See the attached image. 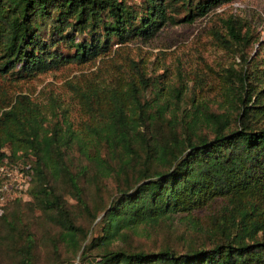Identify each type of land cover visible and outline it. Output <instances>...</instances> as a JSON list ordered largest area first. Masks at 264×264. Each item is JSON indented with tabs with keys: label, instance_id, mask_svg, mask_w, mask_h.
<instances>
[{
	"label": "trees",
	"instance_id": "trees-1",
	"mask_svg": "<svg viewBox=\"0 0 264 264\" xmlns=\"http://www.w3.org/2000/svg\"><path fill=\"white\" fill-rule=\"evenodd\" d=\"M228 1L0 0V162L33 170L30 197L0 211L14 230L0 231V246L9 245L17 264H36L35 232L29 219L15 227L13 211L30 203L54 228L53 249L66 250L59 264H264V70L243 56L252 34L237 19L224 21L222 35L244 62L225 69L226 107L193 95L190 106L183 96L172 100L132 60L96 83L72 85L88 116L78 127L65 111L48 115L26 92L4 88L69 63L103 61L114 45L148 40ZM212 204L202 225L197 211ZM82 212L88 224L77 220ZM175 216L194 235L180 247L130 244L140 227L170 226Z\"/></svg>",
	"mask_w": 264,
	"mask_h": 264
},
{
	"label": "rangeland",
	"instance_id": "rangeland-1",
	"mask_svg": "<svg viewBox=\"0 0 264 264\" xmlns=\"http://www.w3.org/2000/svg\"><path fill=\"white\" fill-rule=\"evenodd\" d=\"M229 17L238 20L242 31L247 28L252 34L243 56L254 59V66L264 70V0H230L212 7L192 22L167 23L148 40L135 38L120 46L114 45L115 51L103 61L96 59L85 63H69L30 79L7 84L4 88L12 96L26 92L46 108L48 115L53 112L59 118L65 111L72 125L78 127L88 116L81 99L73 93L72 85L77 83L83 87L91 81L96 83L98 75L108 69L121 72L123 68L130 67L132 60L154 77L157 87L160 86L162 92L172 100L183 96L184 103L190 106V96L193 95L196 103L226 107L222 99V85L227 74L225 69H239L244 64L241 51L229 48L223 38L227 36L224 21ZM185 85L189 88H184ZM75 155L73 151L69 154L77 162L79 158ZM56 184L60 190L63 189V181H56ZM92 191L94 193V187ZM89 196L92 197V193ZM29 197L27 193L24 199ZM70 201L73 200L70 198ZM31 208L33 205L30 203L25 207L19 205L13 210L19 211L20 219L16 221L15 227L29 219L37 241L36 264H59L66 256V250L63 246L58 251L53 249L50 238L54 228L44 213L41 214L38 209L31 212ZM213 211V204L197 211L202 225H205L208 214ZM77 220L88 224L89 217L82 212L77 215ZM190 227L192 225L185 218L175 216L170 226L140 227L139 233L132 234L130 244L147 249L169 242L180 247L186 239L194 237L188 232ZM4 229L14 232L0 219V231ZM0 259L1 264H17L16 255L7 243L0 246Z\"/></svg>",
	"mask_w": 264,
	"mask_h": 264
},
{
	"label": "built area",
	"instance_id": "built-area-1",
	"mask_svg": "<svg viewBox=\"0 0 264 264\" xmlns=\"http://www.w3.org/2000/svg\"><path fill=\"white\" fill-rule=\"evenodd\" d=\"M31 163L11 161L4 158L0 162V211L4 205L16 197H25L32 182Z\"/></svg>",
	"mask_w": 264,
	"mask_h": 264
}]
</instances>
